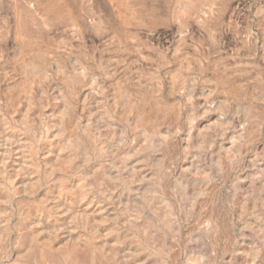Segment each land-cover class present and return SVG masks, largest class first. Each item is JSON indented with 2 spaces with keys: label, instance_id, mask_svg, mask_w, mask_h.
I'll return each instance as SVG.
<instances>
[{
  "label": "rangeland",
  "instance_id": "374dc122",
  "mask_svg": "<svg viewBox=\"0 0 264 264\" xmlns=\"http://www.w3.org/2000/svg\"><path fill=\"white\" fill-rule=\"evenodd\" d=\"M71 249L264 264V0H0V264Z\"/></svg>",
  "mask_w": 264,
  "mask_h": 264
},
{
  "label": "bare ground",
  "instance_id": "6f19581e",
  "mask_svg": "<svg viewBox=\"0 0 264 264\" xmlns=\"http://www.w3.org/2000/svg\"><path fill=\"white\" fill-rule=\"evenodd\" d=\"M78 255H79V250H77V249H71L67 252L61 253L62 260H65L67 262H72L73 264L78 260ZM76 264H78V263H76Z\"/></svg>",
  "mask_w": 264,
  "mask_h": 264
}]
</instances>
